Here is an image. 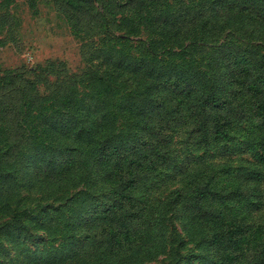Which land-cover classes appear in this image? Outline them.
Instances as JSON below:
<instances>
[{"label":"rangeland","instance_id":"1","mask_svg":"<svg viewBox=\"0 0 264 264\" xmlns=\"http://www.w3.org/2000/svg\"><path fill=\"white\" fill-rule=\"evenodd\" d=\"M223 43L264 59V0H0V264H205L234 224L233 264H264L261 96L236 79L223 140L162 90L203 86ZM143 136L162 157L101 156Z\"/></svg>","mask_w":264,"mask_h":264},{"label":"trees","instance_id":"2","mask_svg":"<svg viewBox=\"0 0 264 264\" xmlns=\"http://www.w3.org/2000/svg\"><path fill=\"white\" fill-rule=\"evenodd\" d=\"M216 50V65L223 68H219L222 70L214 72L205 71L208 81H202L203 86H200L199 89L192 84L190 79L185 77L183 78L182 87H180L179 82L175 81V83L171 82L165 87L166 89L162 90L177 91L180 94L194 92V100L198 107L197 122L200 127L205 128L202 133L204 138H207L208 132L211 131L215 137L226 140V126L231 122V114L240 115L242 112L238 108L239 103L237 102L240 90L233 87V83L239 77L248 80V84L245 86L246 91L261 96L254 105H256L259 118L264 126V59L263 57L258 58L259 54L255 57L244 52L228 53L225 49V43L221 44ZM159 93V90H155L154 100L158 102L163 101L161 97L163 95H159ZM158 131L160 137L165 135L164 128L159 127ZM262 139L261 144L264 145V137ZM161 148L156 141L143 136L140 140H130L122 146L106 144L101 156H113L115 159L129 156L130 162L141 163L143 159L154 161L155 158L162 157L163 151ZM107 192L110 200L101 203L98 207L104 216L117 213L118 207L121 206V202L127 194L126 185H123L121 191L116 186H112ZM128 215L121 214L120 216L125 218ZM245 229V226L234 224L220 229H211L208 233H205L203 236L206 249L203 253V263L233 264L235 255L230 251V247L243 236ZM183 260L181 259L179 263H183Z\"/></svg>","mask_w":264,"mask_h":264}]
</instances>
